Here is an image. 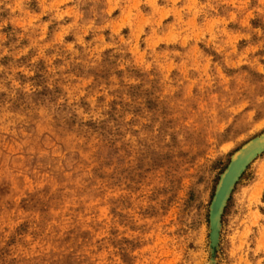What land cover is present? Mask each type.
<instances>
[{
	"label": "rangeland",
	"instance_id": "rangeland-1",
	"mask_svg": "<svg viewBox=\"0 0 264 264\" xmlns=\"http://www.w3.org/2000/svg\"><path fill=\"white\" fill-rule=\"evenodd\" d=\"M264 0H0V264H264Z\"/></svg>",
	"mask_w": 264,
	"mask_h": 264
},
{
	"label": "bare ground",
	"instance_id": "bare-ground-1",
	"mask_svg": "<svg viewBox=\"0 0 264 264\" xmlns=\"http://www.w3.org/2000/svg\"><path fill=\"white\" fill-rule=\"evenodd\" d=\"M263 150L264 133L257 138L252 139L250 142H247L236 151L235 155H233V160L219 181L217 191L212 202L211 219L214 225L219 224L220 215L236 180L239 178L248 163Z\"/></svg>",
	"mask_w": 264,
	"mask_h": 264
},
{
	"label": "water",
	"instance_id": "water-1",
	"mask_svg": "<svg viewBox=\"0 0 264 264\" xmlns=\"http://www.w3.org/2000/svg\"><path fill=\"white\" fill-rule=\"evenodd\" d=\"M233 155H235V154H233ZM232 160H233V156H232V158H231V160H230V161H232ZM222 176H223V174H222ZM222 176H221V177H222Z\"/></svg>",
	"mask_w": 264,
	"mask_h": 264
}]
</instances>
